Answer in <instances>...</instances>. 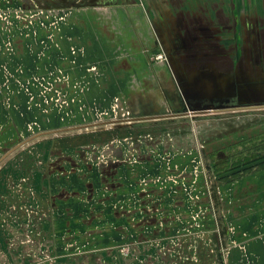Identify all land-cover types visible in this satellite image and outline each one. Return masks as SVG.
Listing matches in <instances>:
<instances>
[{
    "label": "rangeland",
    "instance_id": "obj_1",
    "mask_svg": "<svg viewBox=\"0 0 264 264\" xmlns=\"http://www.w3.org/2000/svg\"><path fill=\"white\" fill-rule=\"evenodd\" d=\"M79 6L0 0V264L109 252L115 264H264V106L195 112L250 102L216 89L187 102L178 88L172 115L106 116L124 95L106 86ZM60 71L91 84L80 94Z\"/></svg>",
    "mask_w": 264,
    "mask_h": 264
},
{
    "label": "crops",
    "instance_id": "obj_2",
    "mask_svg": "<svg viewBox=\"0 0 264 264\" xmlns=\"http://www.w3.org/2000/svg\"><path fill=\"white\" fill-rule=\"evenodd\" d=\"M75 3L81 5V21L92 26V44L86 46L105 58L114 78H107L106 86L111 93L115 88L120 91L122 102L139 115L169 116L183 109L178 88L187 102L202 101V95L213 89L250 102L230 106L236 108L234 114L243 106H264L256 103L264 96V0ZM153 53L166 55L158 60ZM175 98L180 109L174 107ZM64 244L58 249L65 250ZM109 253H66L48 264H115L116 258Z\"/></svg>",
    "mask_w": 264,
    "mask_h": 264
},
{
    "label": "built area",
    "instance_id": "obj_3",
    "mask_svg": "<svg viewBox=\"0 0 264 264\" xmlns=\"http://www.w3.org/2000/svg\"><path fill=\"white\" fill-rule=\"evenodd\" d=\"M63 21H66V17L65 16H62V18H61ZM44 27L47 29V27H46V25H44ZM51 39H53V35H51ZM72 50H73V54H75V55H83V53H84V51L81 49V47H77V48H74V47H72ZM161 59H163V55H161ZM158 58V57H157ZM74 64L76 63L75 61L73 62ZM93 70V68L90 70V72ZM86 80V79H85ZM84 79H80L79 81H77V82H75V83H72L71 82V80H70V78L69 77H66V76H64V74H63V72H61L60 71V74L58 75V77H57V81L56 82H59V83H62V84H78L79 85V87H78V92H80V94H84L85 93V91L87 90V85H90L91 83H90V81H88V80H86L85 81ZM60 94H62V93H60ZM63 95V94H62ZM65 97V96H64ZM116 101V103L114 104V105H112V106H110L109 108H107L106 107V109L103 111V113L106 115V116H108V117H111V114H112V111L113 112H115L116 113V115L118 116L117 117V119H122V120H124V121H128V120H131V118H130V115L132 114L131 113V110H130V107L128 106V105H126L125 103H123L122 101H120L119 100V98H116L115 99ZM60 101H61V96H60ZM71 102L73 103V102H75V99H73V100H71ZM69 101L67 100V101H64L63 100V104L64 105H69ZM113 107V108H112ZM83 107H81V109H82ZM83 110V109H82ZM112 110V111H111ZM68 115L70 116V117H75L76 115H75V113H73V111L72 112H70V113H68ZM106 123V122H105ZM110 123V122H109ZM36 123H33V124H31L30 125V128H32L33 127V125H35ZM106 125H108V124H106ZM113 125V124H112ZM108 127V126H107ZM111 127V126H110ZM32 211V209L31 208H26V213H27V216H29L28 215V213H30ZM18 221V219H16L15 220V222H17ZM30 241L29 240H25V241H23L22 243H21V245H26V244H28ZM123 255H125L126 254V252H123L122 253ZM27 256V257H32V254H31V252H29V254L28 253H26V254H24V256ZM34 258H36L37 259V261H43V260H48L49 259V257L47 256V255H45V254H40L39 256H34ZM55 260V259H54ZM53 260V261H54ZM53 261H51V262H53Z\"/></svg>",
    "mask_w": 264,
    "mask_h": 264
},
{
    "label": "water",
    "instance_id": "obj_4",
    "mask_svg": "<svg viewBox=\"0 0 264 264\" xmlns=\"http://www.w3.org/2000/svg\"><path fill=\"white\" fill-rule=\"evenodd\" d=\"M53 3L57 4V1H54ZM232 107L203 108V110H204L203 112L217 111L219 109V110H223V111H233L231 113H236V110H232V109H235V108H232ZM194 111L195 112H199V111H197V109H195Z\"/></svg>",
    "mask_w": 264,
    "mask_h": 264
},
{
    "label": "flooded vegetation",
    "instance_id": "obj_5",
    "mask_svg": "<svg viewBox=\"0 0 264 264\" xmlns=\"http://www.w3.org/2000/svg\"><path fill=\"white\" fill-rule=\"evenodd\" d=\"M58 4V3H57ZM55 5V4H54Z\"/></svg>",
    "mask_w": 264,
    "mask_h": 264
},
{
    "label": "trees",
    "instance_id": "obj_6",
    "mask_svg": "<svg viewBox=\"0 0 264 264\" xmlns=\"http://www.w3.org/2000/svg\"><path fill=\"white\" fill-rule=\"evenodd\" d=\"M121 130V129H120ZM123 131V130H122Z\"/></svg>",
    "mask_w": 264,
    "mask_h": 264
}]
</instances>
